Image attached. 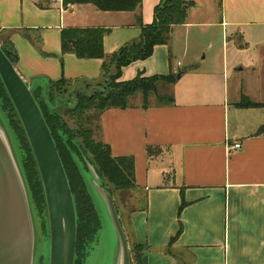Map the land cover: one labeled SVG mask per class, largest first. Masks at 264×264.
Here are the masks:
<instances>
[{
  "label": "crops",
  "instance_id": "crops-1",
  "mask_svg": "<svg viewBox=\"0 0 264 264\" xmlns=\"http://www.w3.org/2000/svg\"><path fill=\"white\" fill-rule=\"evenodd\" d=\"M160 1L143 0L144 23L153 22ZM192 1L186 22L172 32L187 47L190 41L198 47L191 64L176 68L170 41L122 70L121 79L130 80L139 71L150 76L186 69L174 84V104L105 110L103 140L114 156L135 159V178L148 203L139 209V243L152 249L145 253L147 264H264V134H258L264 106H238L244 96L264 103V0L215 1L208 11L217 6L219 18L202 21L193 18L203 12L201 0ZM66 27L110 28L107 55L141 36L133 11H101L92 4L61 10L36 0H0V31L13 42L16 68L26 81L37 75L72 81L103 75V59L62 53ZM25 29L41 36L40 47ZM218 38L222 57L215 52V67L201 68L200 53L219 45ZM234 143L242 147L230 151ZM149 146L158 152L149 156ZM183 200L187 205L180 210Z\"/></svg>",
  "mask_w": 264,
  "mask_h": 264
},
{
  "label": "trees",
  "instance_id": "trees-1",
  "mask_svg": "<svg viewBox=\"0 0 264 264\" xmlns=\"http://www.w3.org/2000/svg\"><path fill=\"white\" fill-rule=\"evenodd\" d=\"M65 3L66 5L92 4L101 11H133L136 24L141 27V36L138 39L126 43L110 55H107L104 48V38L110 32V28L66 27L61 30L63 54L73 53L81 59L100 58L104 60L101 78L105 81L104 89L92 95L80 91L75 94L77 103L72 111L73 117H76L75 128L66 123L58 112L57 106L55 107L56 99L66 95L67 87L72 80L64 76L58 80L49 79L44 88H39L40 91L32 89L56 142L74 195L79 250L80 241L83 242V239L88 236L92 241L100 230L101 222L78 162L86 167H92L97 175L110 185L108 191L112 196L115 191L127 192L131 197V192L139 193V198L134 203L135 206H131L129 210L130 213L148 208L147 196L142 192L135 178L134 157L113 155L110 145L103 140L101 116L109 108H148L174 104V84L186 69L150 76L145 75L144 71H139L136 77L130 80L121 79L122 70L137 60L151 57L156 46L169 44L174 27L186 22L188 10L195 2L192 0H161L155 7L154 20L150 24L143 21V0H65ZM30 31V29L22 30L26 37L40 47L41 36L32 35ZM1 33L0 31L1 47L16 66L19 61L18 52L9 37L3 39ZM112 65L116 67L114 72L111 71ZM42 90L45 92L44 96L40 95ZM0 93H2L0 97L3 98V102L5 101L7 106L13 109L14 105H12L1 77ZM139 94L142 98L140 105L135 104ZM50 102H54V106H50ZM238 106L262 107L264 103L255 102L244 96ZM7 116L13 129L19 131L14 118ZM94 118L97 120L96 127L93 125ZM22 132L24 134L23 129ZM258 134H264V126L260 127ZM158 150L152 146L147 148L149 156L156 154ZM25 165L29 182L36 193L32 174L26 162ZM34 165L36 167L35 162ZM126 194L124 196H127ZM186 205L187 202L183 200L180 210ZM181 231L180 228L177 235L172 238V242L177 239ZM147 249L148 245L133 242L132 252L135 264H147L145 259ZM77 262L75 261V264Z\"/></svg>",
  "mask_w": 264,
  "mask_h": 264
},
{
  "label": "water",
  "instance_id": "water-1",
  "mask_svg": "<svg viewBox=\"0 0 264 264\" xmlns=\"http://www.w3.org/2000/svg\"><path fill=\"white\" fill-rule=\"evenodd\" d=\"M0 77L24 127L42 179L50 228L49 264H75L77 211L62 158L33 95V88L3 51L1 43ZM24 177L5 132L0 127V264L33 262L34 229ZM97 188L108 202L123 247L121 264H131L125 231L113 196L105 188Z\"/></svg>",
  "mask_w": 264,
  "mask_h": 264
},
{
  "label": "rangeland",
  "instance_id": "rangeland-1",
  "mask_svg": "<svg viewBox=\"0 0 264 264\" xmlns=\"http://www.w3.org/2000/svg\"><path fill=\"white\" fill-rule=\"evenodd\" d=\"M218 0H201L202 5V14H197L193 16L200 21L208 20L210 18H219L221 12L220 9L216 6L212 11H208V4H211ZM213 31V30H211ZM209 31V32H211ZM199 30H194L193 34H199ZM207 32V33H209ZM204 35V34H203ZM210 35L207 34V36ZM7 33H1V37L4 39L8 37ZM206 36V34L204 35ZM217 40L220 41V44L212 49L202 51L200 53L199 64L201 68L213 69L216 63L213 61V55L216 52L219 56L223 55V48L221 45V38ZM190 41L191 48L187 47L185 42L182 39V36L177 32L176 36L171 38V52L172 61L175 62L176 68H182V66H188L190 59L193 58V55L197 56V46H192ZM188 50V52H187ZM205 54L207 58L203 59ZM54 63H57L58 60H52ZM177 61H181L183 65L177 66ZM68 64V63H67ZM24 78V77H23ZM52 77L46 75H37L32 77H27V83L33 88L34 91H40L39 88H44L46 83ZM102 76H98L96 79L92 80L86 77V79L77 78L70 82L67 89L68 92L65 96L56 99L55 107L66 123L75 128L76 117H73V108L76 105V92H82L88 95H92L95 92H99L104 89L105 81L101 79ZM232 85V80H231ZM44 90L40 93L41 96H44ZM2 94V93H0ZM10 98V97H9ZM0 97V127L4 130L7 140L9 141L10 147L15 155V158L20 166L21 172L24 174L26 179V188L28 192V198L30 200V215L32 219L33 229H34V257L32 264H49L50 256V228H49V216H48V207L46 202V196L44 192V187L38 165L32 151L31 145L29 143L28 137L24 130V127L20 121L18 113L13 106V109L7 106L6 102ZM11 100V99H10ZM12 102V101H11ZM135 104H142V98L139 94V97L135 100ZM13 105V103H12ZM49 105L54 106V102H50ZM8 108H6V107ZM6 108V109H5ZM12 109V110H11ZM14 118L15 124L19 127V131L13 129L10 124L9 118ZM93 125L96 127L97 120L94 118ZM24 131V134L22 132ZM27 163L28 169L32 174L31 178L34 183V188L36 193L33 191L31 184L28 179V174L26 170ZM36 163V167L34 165ZM80 171L84 177V180L87 185L88 192L95 204L97 212L100 217V230L94 236L91 241V238L88 236L83 239V242L79 243V250L77 247L76 262L77 264H121L123 256V247L121 241L117 235L116 228L114 225L113 216L105 197L98 191V186L105 188L107 191L110 189V185L103 179H98L94 175L92 167H86L82 163H79ZM154 163L153 165H155ZM167 172H170L168 169ZM42 187V188H40ZM127 193V192H126ZM123 193L121 191H115L113 194V199L116 203L118 213L120 216V221L125 231V237L129 248V254L131 259V264H135L133 260V242L139 243V210L130 213L129 210L131 206H135V201L139 198V193L131 192L132 195L129 196L128 193ZM36 194V197H35ZM127 196H124V195ZM152 249L148 246L146 251L150 252Z\"/></svg>",
  "mask_w": 264,
  "mask_h": 264
},
{
  "label": "built area",
  "instance_id": "built-area-1",
  "mask_svg": "<svg viewBox=\"0 0 264 264\" xmlns=\"http://www.w3.org/2000/svg\"><path fill=\"white\" fill-rule=\"evenodd\" d=\"M38 2H43L48 4L49 6H58L61 10H66L72 5L68 4L66 5L65 0H36ZM242 147L241 143H234L229 146L230 151H236Z\"/></svg>",
  "mask_w": 264,
  "mask_h": 264
}]
</instances>
